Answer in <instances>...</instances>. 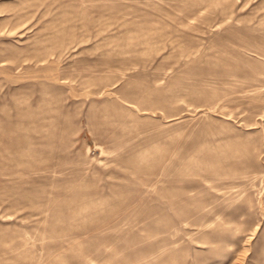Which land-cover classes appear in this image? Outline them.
Listing matches in <instances>:
<instances>
[{
  "label": "rangeland",
  "instance_id": "374dc122",
  "mask_svg": "<svg viewBox=\"0 0 264 264\" xmlns=\"http://www.w3.org/2000/svg\"><path fill=\"white\" fill-rule=\"evenodd\" d=\"M0 264H264V0H0Z\"/></svg>",
  "mask_w": 264,
  "mask_h": 264
}]
</instances>
